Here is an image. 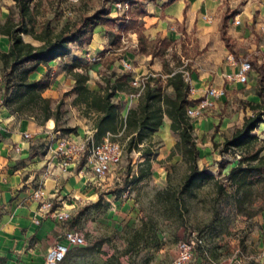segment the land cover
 <instances>
[{"label":"rangeland","instance_id":"1","mask_svg":"<svg viewBox=\"0 0 264 264\" xmlns=\"http://www.w3.org/2000/svg\"><path fill=\"white\" fill-rule=\"evenodd\" d=\"M119 1L123 0H33L37 12L36 30L49 22L53 30L59 31L66 24L82 16H91L101 8L109 9ZM135 4L136 0L132 1L129 9L119 11L121 16L104 25L102 36L109 37L110 41L106 51L98 54L107 55L98 63H83V69L96 67L97 74H122L119 71L121 58L136 48L142 50V45L159 58L161 72L189 69L185 60L197 54V49L187 44L176 47L171 42H140L142 30L136 19L138 8H133ZM2 7L18 20L12 0H0V13ZM31 40L35 45L39 44ZM193 41L195 43L196 38ZM185 43L191 44L192 40L187 37ZM72 48L81 52L79 46L72 45ZM65 60L71 61L69 57ZM65 60L59 61L57 74L38 76L39 81L50 83L43 96L52 100L55 121L63 136L70 132L77 135L81 127L93 122V115L75 104L77 87L72 88L73 85L65 81L56 84L59 75H65L66 79L73 76L67 74ZM6 83L0 62V100L3 105L10 97V93H5ZM52 91L57 93L54 98ZM254 95L261 102L258 91L254 94L242 92L233 101L226 102L223 115L230 118L232 130L225 140H230L243 128L248 116L256 114L251 109L255 104L251 101ZM242 96L250 99H241ZM119 108L124 110V104L119 103ZM40 114V108L24 106L20 115L34 116L41 122ZM252 134L258 139L243 148L223 152L225 142L212 143L211 157L198 164V172L214 177L203 178L192 185L186 184L190 171L181 156L172 160L164 158L148 169L139 150H128L129 138L125 134H111L113 140L124 146L123 161L114 177L103 182L107 186L100 189L97 201L76 211L72 225L85 235V245L72 248L62 264H171L183 241L192 244L193 262L199 264H249L255 260L261 252L260 237L264 236V171L261 174L253 172L241 188L234 185L231 174L239 160L258 150H262L260 158L264 162V117ZM153 142L156 150L164 147L160 140ZM141 171H145L144 176L140 175Z\"/></svg>","mask_w":264,"mask_h":264},{"label":"crops","instance_id":"2","mask_svg":"<svg viewBox=\"0 0 264 264\" xmlns=\"http://www.w3.org/2000/svg\"><path fill=\"white\" fill-rule=\"evenodd\" d=\"M136 2L133 8H138L136 19L142 30L140 36L142 44L171 42L176 47L187 44L190 48L198 50L197 54L185 60L189 69L181 71L184 73V80L194 90L193 95L188 96L190 104L202 98L208 88L225 92L223 96L215 99V108L207 116L190 119L192 134L199 151L197 161L199 164L205 158L207 160L211 157L212 143L225 142V138L230 135L231 120L223 115L226 102L233 101L234 97L241 95L242 92L254 94L258 91L260 77L253 67L246 84L238 83L234 77L243 58L248 59L251 64L256 63L258 66L264 64V33L260 32V28L264 27V0H136ZM13 3L15 5L12 0ZM109 10L110 17L121 16L114 4ZM11 13L2 7L0 26ZM235 17L240 20L237 26L233 24ZM103 30L104 25L95 27L90 43L82 48L79 46L80 53L72 48L71 53L65 57H69L71 61L64 58L65 67L76 58L82 64L91 63L87 55L97 56L100 62L101 57H105L107 53L102 56L98 53H104L110 41L109 37L102 36ZM187 37L192 40L191 44L185 43ZM23 39L35 45L30 36L23 35ZM9 46V38L0 33V51L7 52ZM230 57H233L235 62L231 61ZM60 60L50 63V71L46 66H39L30 75L31 79L38 80L40 74H57ZM158 60L151 50L142 45V50L136 48L121 58L119 71L122 74H97L96 67L88 70L76 69L74 72L87 76L85 85L91 91H100L107 80L113 84L127 76L123 89L116 91L113 98L118 108L119 103L124 104L125 109L119 108V111L122 117H126L128 110L137 106L139 100L131 97L134 92L130 85L132 77L154 73L156 76L149 79L151 88H161L169 95L174 93L173 88L167 86V81L177 71L161 72L162 65ZM124 61L131 64L133 71L129 72L123 68ZM72 75L68 79L65 75H59L56 84L65 81L66 84L73 85L72 88L77 87L74 74ZM51 93L53 98L57 95L56 91ZM241 99L250 97L242 96ZM251 99L255 104L260 103V98L256 95ZM76 105L84 107L83 104ZM91 114L93 122H90V126L81 127L77 135L70 132L66 136L81 138L96 130L94 125L96 115ZM243 116L245 117V114ZM249 117L251 116L247 118ZM161 120L162 125L154 134L153 141L157 139L164 142V147L161 150L154 149L151 156L152 167L164 158L170 159L169 155L179 140V136L171 131L172 121L166 111L161 115ZM26 134L30 137H25ZM61 135L54 119L38 122L33 117L22 116L12 112L5 105H0V264H45L48 250L57 242H65L63 239L65 230L72 228L79 231L72 225L76 211L97 201L98 192L107 186L103 184L105 179L108 177L112 179L119 171L118 167L102 179L95 178L90 171L82 172L80 166H70L66 172L62 171L58 166L59 159L55 155L57 140ZM175 156L181 155L176 153ZM39 187L44 188L46 196L53 200L58 208L72 213L70 222L59 223L51 218H44L38 212V203L34 200L33 193ZM37 220L39 223H36ZM259 244L261 252L249 264H264V236L260 237ZM190 264L199 263L194 261Z\"/></svg>","mask_w":264,"mask_h":264},{"label":"trees","instance_id":"3","mask_svg":"<svg viewBox=\"0 0 264 264\" xmlns=\"http://www.w3.org/2000/svg\"><path fill=\"white\" fill-rule=\"evenodd\" d=\"M13 1L18 11V20H14L11 13L6 22L0 26V33L6 35L10 41L9 50L0 51V62L7 82L5 93H10L4 105L18 114H23L24 106L37 107L41 110L39 118L41 122L49 119L57 120L55 111L51 107L52 100L43 96L50 85L49 81L32 80L30 75L42 65L50 71V63L68 56L72 51V45L83 47L89 44L95 27L113 21L110 17L111 12L109 9L101 8L91 16H82L73 23L66 24L59 31L53 30L50 23L46 22L37 31V12L33 0ZM23 35L30 36L39 44L25 42ZM252 67L259 73L258 93L261 102L251 106L256 114L247 118L243 128L230 140L225 141L223 152L231 148H243L258 139V136L253 135L252 132L260 126L264 117V64L258 66L252 63ZM81 68L83 64L76 58L66 66V71L74 74L76 79L75 103L83 104L90 113L96 115L94 125L97 130L95 135L97 141L102 140L107 134L120 132L125 134L129 138L128 150L130 152L133 149L139 150L144 155V164L149 169L152 167L151 156L155 149L153 136L162 125L161 115L166 111L172 121L171 131L179 136L169 158L171 159L176 153L182 156L190 171L186 184L192 185L203 178L214 177L198 172L199 151L192 134L191 120L186 114L190 105L188 99L190 87L184 80L182 72L173 73L167 81V86H171L174 90L173 96L165 93L161 88L152 89L148 81L137 106L131 107L126 117H122L113 98L116 91L123 89L127 76H123L113 84L107 80L100 91H91L85 85L87 76L74 72ZM18 103L23 104L18 105ZM261 152L262 150H258L252 156L239 160L231 169L233 182L237 188L245 185L253 172L261 174L264 171ZM144 173L145 171H141L140 175L144 176Z\"/></svg>","mask_w":264,"mask_h":264},{"label":"built area","instance_id":"4","mask_svg":"<svg viewBox=\"0 0 264 264\" xmlns=\"http://www.w3.org/2000/svg\"><path fill=\"white\" fill-rule=\"evenodd\" d=\"M132 1L134 0L119 1L115 4V7L118 11L129 9V4ZM233 24L239 25L240 20L235 17ZM260 32L264 33V27L260 28ZM87 59L91 63L99 61V58L95 55H87ZM229 59L235 62L233 57ZM122 64L125 70L129 72L133 71L130 63L124 61ZM251 71V62L243 58L240 61L239 70L234 79L238 83L246 84ZM155 76L154 73H148L132 77L130 85L134 89V92L131 94V97L139 98L146 89L149 79ZM193 93L194 90L190 88L189 96L193 95ZM224 94V90L208 88L202 98L187 107V117L189 119H198L207 116L215 108V99ZM0 105H2L1 100ZM96 133V130H92L81 138L72 135L60 136L57 140L55 155L59 159L58 166L62 171L66 172L70 166H80L82 172L90 171L95 178L102 179L120 167L124 156V146L118 141L113 140L111 134H108L105 139L98 142L95 136ZM25 137H30V135L26 134ZM33 198L38 203V212L44 218H51L59 223L71 221L72 213L69 210L58 208L56 203L46 196L43 187L36 189L33 193ZM36 223H39V221L37 220ZM63 239L65 242H57L48 250L45 264H62L72 248L85 245V235L72 228L65 230ZM194 257L195 252L192 244L183 241L179 244L177 258L171 264H190L193 262Z\"/></svg>","mask_w":264,"mask_h":264}]
</instances>
